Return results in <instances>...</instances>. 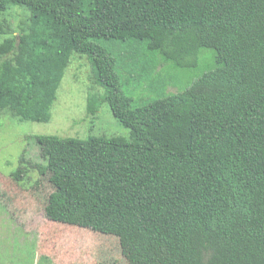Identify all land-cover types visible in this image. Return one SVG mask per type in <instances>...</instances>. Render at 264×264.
<instances>
[{
  "label": "trees",
  "instance_id": "1",
  "mask_svg": "<svg viewBox=\"0 0 264 264\" xmlns=\"http://www.w3.org/2000/svg\"><path fill=\"white\" fill-rule=\"evenodd\" d=\"M11 7L28 15L17 34L0 30V111L47 123L78 54L103 89L87 113L105 102L130 131L59 138L43 161L22 153L12 179L34 172L54 188L45 218L177 251L179 264H264V0H0ZM99 40L141 42L132 55L176 68L211 49L214 68L133 108L122 60Z\"/></svg>",
  "mask_w": 264,
  "mask_h": 264
},
{
  "label": "rangeland",
  "instance_id": "2",
  "mask_svg": "<svg viewBox=\"0 0 264 264\" xmlns=\"http://www.w3.org/2000/svg\"><path fill=\"white\" fill-rule=\"evenodd\" d=\"M26 15L20 7L0 12V30L17 34ZM5 38L0 34V42ZM97 43L122 60L117 73L133 108L182 93L214 68L211 49L200 51L197 67L176 68L157 55H132L129 49L141 48V42ZM93 94L100 97L103 89L93 80L89 60L73 54L47 123L19 122L0 111V264H179L177 251L129 240H116L120 243L116 245L111 239L110 244L89 229L47 220L44 208L54 191L48 177L31 172L21 183L12 179L24 151L28 158L43 161L59 138L130 140V131L119 124L107 103L95 115L87 113V100Z\"/></svg>",
  "mask_w": 264,
  "mask_h": 264
},
{
  "label": "crops",
  "instance_id": "3",
  "mask_svg": "<svg viewBox=\"0 0 264 264\" xmlns=\"http://www.w3.org/2000/svg\"><path fill=\"white\" fill-rule=\"evenodd\" d=\"M96 235L102 236V239L103 240H107L110 244H111V242H110L111 239L115 242L116 245H119L120 244V243L117 244V242H116V240H119V238H117V237L109 236V235L108 236H105V235H101V234H98V233H96ZM119 241H121V240H119Z\"/></svg>",
  "mask_w": 264,
  "mask_h": 264
}]
</instances>
